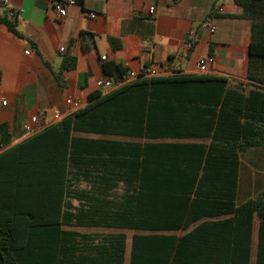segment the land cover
<instances>
[{
    "label": "trees",
    "instance_id": "1",
    "mask_svg": "<svg viewBox=\"0 0 264 264\" xmlns=\"http://www.w3.org/2000/svg\"><path fill=\"white\" fill-rule=\"evenodd\" d=\"M234 1L251 22L246 85L205 73L117 85L129 70L106 61L116 88L0 153V264H125L123 229L140 231L128 264H264V190L237 202L240 155L264 146V0ZM76 62L64 56L60 83ZM185 138L201 141H173Z\"/></svg>",
    "mask_w": 264,
    "mask_h": 264
},
{
    "label": "crops",
    "instance_id": "2",
    "mask_svg": "<svg viewBox=\"0 0 264 264\" xmlns=\"http://www.w3.org/2000/svg\"><path fill=\"white\" fill-rule=\"evenodd\" d=\"M7 1L9 5L0 0V98L7 100L5 105L0 104V143L5 150L32 135L23 124L39 109L58 107L67 115L68 96L78 97L86 105L91 92L107 93L116 88L118 83L108 89L97 86L100 78L112 80L103 68L106 61L120 63L128 70L147 67L156 69V76H173L201 74L197 61L211 55L213 61L205 74L225 76L231 86L247 83L251 22L234 16L243 11L234 0H75L66 6L67 13L61 18L54 0ZM150 5L156 6L153 16L149 14ZM10 6L22 8V12L10 17ZM218 6L223 12L215 11ZM91 11L95 17L89 16ZM5 19L15 22L20 35L10 30ZM210 24L215 25L213 31ZM192 36V45L187 48L185 44ZM65 55L75 56L77 62L74 68L62 70L60 83L57 74ZM260 147L247 174L242 173L240 165L237 202L264 190V146ZM258 224L255 218L253 246ZM250 264H254V256Z\"/></svg>",
    "mask_w": 264,
    "mask_h": 264
},
{
    "label": "built area",
    "instance_id": "3",
    "mask_svg": "<svg viewBox=\"0 0 264 264\" xmlns=\"http://www.w3.org/2000/svg\"><path fill=\"white\" fill-rule=\"evenodd\" d=\"M165 1H171V0H165ZM75 0H54V8L56 10L57 16L59 18L63 17L67 13L66 6L70 4H74ZM4 3L8 4L7 0H4ZM9 5V4H8ZM149 14L151 16L154 15L156 6L150 5L149 6ZM216 12L220 13L223 12L222 6H218L215 9ZM22 12V8H15L10 6L8 8V14L10 17H16ZM96 13L91 11L89 13L90 17H95ZM215 29L214 24H210V30L213 31ZM192 38L188 40L185 44L187 48L191 47L192 45ZM64 50V47L61 48V51ZM28 52V51H27ZM213 61V57L211 55L205 56L203 58H200L196 63V68L200 73H206L208 71V67L210 62ZM158 74V71L154 68H147L143 67L139 70H129L126 77L121 78L118 82V85L124 84L130 80H133L137 78L138 76H156ZM97 86L100 89H108L114 86V83L109 78H100L97 80ZM7 103V100L4 97L0 98V104L5 105ZM67 109L69 113L74 112L78 110L79 108L83 107V101L78 97L68 96L65 100ZM64 117V114L62 110L58 107H46L41 108L38 111H36L33 115H31L30 119L23 124V128L25 131L29 134H35L37 133L41 128L44 126H47L49 124L55 123L60 121ZM5 150V146L0 143V153Z\"/></svg>",
    "mask_w": 264,
    "mask_h": 264
},
{
    "label": "rangeland",
    "instance_id": "4",
    "mask_svg": "<svg viewBox=\"0 0 264 264\" xmlns=\"http://www.w3.org/2000/svg\"><path fill=\"white\" fill-rule=\"evenodd\" d=\"M259 148H262V147H260V146L253 147V148H250V149H248L247 151H245V152H243L241 154V159H242V161H241V171H242L243 174H247V172L251 168V165L253 164V162L256 161L254 159V157L257 156L256 152L259 150ZM254 166H255V164H254ZM82 229L87 230V231H115V229H101V228H82ZM122 231H124L127 234L128 243L130 241V238H131L132 234L135 233V232H138L136 230H131V229H123ZM178 233L182 234L183 232L180 231ZM129 250H130V246L127 247L125 264H128Z\"/></svg>",
    "mask_w": 264,
    "mask_h": 264
}]
</instances>
